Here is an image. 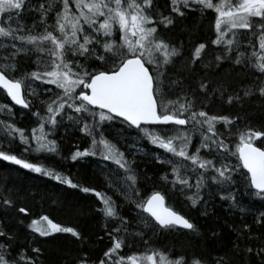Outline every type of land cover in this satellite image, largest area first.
Wrapping results in <instances>:
<instances>
[{"label": "snow or ice", "instance_id": "6c2138e0", "mask_svg": "<svg viewBox=\"0 0 264 264\" xmlns=\"http://www.w3.org/2000/svg\"><path fill=\"white\" fill-rule=\"evenodd\" d=\"M190 13L209 20L212 36L194 42L185 56L183 40L174 42L166 34ZM225 65L251 82L234 87L214 79ZM0 91L12 102L0 103V112L14 118L19 105L22 117H35L30 130L14 119L0 120V163L99 200L94 210L103 217L110 246L99 259L81 250L75 264H233L227 253L174 254L149 245L148 233L199 235L201 229L168 206L160 190L142 195L134 165L138 154L167 165L160 179L203 217L212 215L217 197L241 213L252 211L243 205L245 196L264 202V0H0ZM217 102L240 109L256 104L258 118L216 113ZM61 129L83 134L88 147L76 144L65 156L57 138ZM144 140L163 152L146 151ZM13 146L18 151L9 150ZM25 153L55 155L73 164L95 158L104 165L100 175L107 187L135 215H122L107 192ZM144 179H150L147 173ZM32 195L0 181V264H43L44 250L32 246L35 235L17 244L18 225L52 241L68 234L82 246L87 239L77 227L47 214L33 218L27 204ZM254 224L264 229V210ZM226 226L236 234L233 249L240 248V237L253 238L252 224ZM209 232L206 239L218 242L223 226ZM137 241L148 247L122 254ZM243 252L264 264V242L245 244Z\"/></svg>", "mask_w": 264, "mask_h": 264}, {"label": "trees", "instance_id": "16d2710c", "mask_svg": "<svg viewBox=\"0 0 264 264\" xmlns=\"http://www.w3.org/2000/svg\"><path fill=\"white\" fill-rule=\"evenodd\" d=\"M160 3L163 4L164 0H160ZM166 35L167 38L174 42L183 40L185 48L184 55L187 56L188 50L194 42L208 40L211 38L212 33L208 19L201 20L198 13H190L187 19L180 21L177 27ZM25 62L30 63V61H21L22 64ZM177 67L179 68L180 65H177ZM182 74L188 76L186 71ZM214 79H224L234 87L240 82H251V77L243 73L234 72L227 65L220 72L219 77H214ZM0 103H11L2 91H0ZM36 107H39V104ZM13 111L16 112L14 118L4 112H0V120L14 119L20 126H24L29 130L34 126L32 122L35 120V117L30 115L22 117L20 115L21 109L17 107H14ZM23 111L27 112V110ZM212 111L225 114L230 111L244 112L248 118L253 120L257 119L259 115L256 111V104L252 103H246L244 108L240 109L235 106L230 108L228 105L217 102L212 108ZM57 138L60 144V151L65 156L73 149L74 145L79 144L81 148H84L88 147L89 143L83 134L75 130L64 131L61 129ZM141 143L148 152H163L162 149L155 148L147 140ZM5 147L8 146L5 145ZM9 150L18 151L15 146ZM24 155L33 162L53 166L62 172L70 174L74 181L107 192L121 206L120 211L122 215H135V213L130 212V206L124 202L123 197L118 192L107 187L103 177L100 175V168L104 165L99 164L95 158L89 157L83 164H73L70 161L61 160L58 156L46 153L31 155L25 153ZM135 159L136 163L134 166L140 174L142 195L150 194L154 188L160 190L166 194L168 206L182 214L192 217L201 229L199 235L178 232L162 235L148 233L146 238H148L149 245L163 247L165 250L172 249L174 254L195 251L215 256L218 253H227L233 264H242V262L243 264H259V258L247 255L243 252V248L245 244L250 243L256 246L264 242V229L254 224L255 216L258 215L259 211L264 210V207H262L264 202L259 200L250 202L249 198L245 196L242 198L243 205L246 209L251 208L252 211L241 213L238 209L230 210L227 204L222 205L217 197L212 201L210 208L212 215L203 217L199 215L196 209L190 206L182 193L172 190L169 185L160 179L162 173L167 170V165L157 163L150 155L138 154ZM112 166L115 167L114 165ZM104 170L107 171V167ZM144 173H147L150 179L145 180ZM0 181H6L10 185L15 184L22 190L33 193L27 200L33 218L47 214L55 222L65 226L77 227L87 237L82 246L73 243L72 241L75 238L70 237L68 234H64L67 238L62 236L60 239L52 241L50 238H42L38 234H32L30 229H27L23 225H18L20 239L17 241V244L25 245L28 241L24 237L28 236L31 238L32 235H35L36 239L32 242V246H39L44 250V255L41 258L43 264H75V259L81 254V250L87 251L91 259H99L107 247L110 246L109 238L105 235L107 230L103 227V217L94 210L99 205V200L93 193H83L79 189L69 188L40 174L32 173L19 166L7 163H0ZM27 222H30V220H26ZM244 222L253 225V238L248 241L244 237H240V248L233 249L231 245L236 239V234L229 231L226 225L227 223L239 225ZM221 226H223V232L219 241H208L206 237L210 235L209 230H219ZM101 236H103V239H99ZM147 247L148 245L137 241V246L124 248L122 254H130L133 251H144ZM31 254L29 250V255Z\"/></svg>", "mask_w": 264, "mask_h": 264}, {"label": "water", "instance_id": "95a60500", "mask_svg": "<svg viewBox=\"0 0 264 264\" xmlns=\"http://www.w3.org/2000/svg\"><path fill=\"white\" fill-rule=\"evenodd\" d=\"M9 99V101H10V98H8ZM11 102V101H10ZM12 103V102H11ZM15 107H17V108H20L21 109V107L19 106V105H16ZM165 202H166V200H165ZM167 204V203H166Z\"/></svg>", "mask_w": 264, "mask_h": 264}, {"label": "bare ground", "instance_id": "6f19581e", "mask_svg": "<svg viewBox=\"0 0 264 264\" xmlns=\"http://www.w3.org/2000/svg\"><path fill=\"white\" fill-rule=\"evenodd\" d=\"M166 202H167V200H166Z\"/></svg>", "mask_w": 264, "mask_h": 264}]
</instances>
